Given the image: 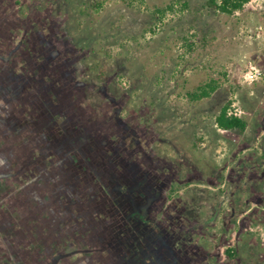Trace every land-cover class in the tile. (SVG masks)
<instances>
[{"label":"rangeland","instance_id":"rangeland-1","mask_svg":"<svg viewBox=\"0 0 264 264\" xmlns=\"http://www.w3.org/2000/svg\"><path fill=\"white\" fill-rule=\"evenodd\" d=\"M206 1L0 0V264H264V0Z\"/></svg>","mask_w":264,"mask_h":264},{"label":"trees","instance_id":"trees-1","mask_svg":"<svg viewBox=\"0 0 264 264\" xmlns=\"http://www.w3.org/2000/svg\"><path fill=\"white\" fill-rule=\"evenodd\" d=\"M249 0H207L206 4L209 8L214 9L220 13H225L229 15L235 14L237 11L242 10L245 4ZM101 6V4H99ZM98 8V6H96ZM174 8V3L167 5L166 7H160L156 9V13H158L159 17H163L170 9ZM190 48L193 47L194 41H189ZM96 67V66H95ZM106 71V68L103 67V73ZM219 83L216 80H211L210 82H206L203 85L197 87L196 90L187 92L190 100H201L203 98H207L212 95V93L219 87ZM232 101H228L222 107L220 113L216 115L215 121L217 127L222 130H239L240 132H244L247 129V121L244 117H239L235 115L229 114V109L232 105ZM202 140V138H199ZM2 182L0 181V184ZM3 185V184H1ZM10 188V186H8ZM141 214L140 212H135V215ZM142 215V214H141ZM228 254L232 257H235V252L232 248H228Z\"/></svg>","mask_w":264,"mask_h":264},{"label":"built area","instance_id":"built-area-1","mask_svg":"<svg viewBox=\"0 0 264 264\" xmlns=\"http://www.w3.org/2000/svg\"><path fill=\"white\" fill-rule=\"evenodd\" d=\"M263 76H264V71L260 67L254 66L252 64L244 77L246 81L254 82L255 80L261 79ZM244 113L245 110H243L241 106H237L229 110L230 115H235L239 117H242Z\"/></svg>","mask_w":264,"mask_h":264},{"label":"flooded vegetation","instance_id":"flooded-vegetation-1","mask_svg":"<svg viewBox=\"0 0 264 264\" xmlns=\"http://www.w3.org/2000/svg\"><path fill=\"white\" fill-rule=\"evenodd\" d=\"M123 191H128L126 188H123ZM146 206H144L145 208ZM135 212H140L141 214L135 215ZM134 220L138 221L140 224L139 225H144V226H148L150 228L151 231H156L158 232V226L151 222L148 221V219L146 218V213L143 212V209H140L138 206L136 207V209L134 210ZM142 229V228H141ZM140 232V231H139ZM144 261H148L147 258L145 257Z\"/></svg>","mask_w":264,"mask_h":264}]
</instances>
